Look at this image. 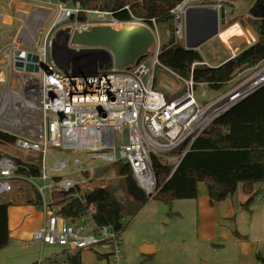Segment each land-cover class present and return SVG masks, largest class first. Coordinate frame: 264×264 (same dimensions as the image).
Returning <instances> with one entry per match:
<instances>
[{
  "label": "built area",
  "instance_id": "obj_1",
  "mask_svg": "<svg viewBox=\"0 0 264 264\" xmlns=\"http://www.w3.org/2000/svg\"><path fill=\"white\" fill-rule=\"evenodd\" d=\"M14 1L21 8L0 15L3 26L17 23L10 42L0 48V131L15 137L16 148L40 155L41 165L0 156V197L12 192L14 182L41 180L42 187L35 190L43 223L30 240L66 253L106 246L110 264H124L122 230L97 225L92 207L80 218L62 217L53 205V194H67L85 204L81 194L99 188L93 186L97 168L93 163L123 162L130 178L150 200L156 193L154 161H173L176 167L199 135L263 88L264 60L251 67L246 77L240 79L243 73H236L226 91L220 89L214 99L201 105L195 89L204 97L207 85L194 83L192 75L184 79L161 65L156 19L149 26L132 13L131 5L122 8L130 20L120 22L112 11L89 7L90 0ZM203 1L182 0L169 11L174 41L184 49L188 9L210 6L217 12L223 10L225 16L222 2L203 5ZM128 23L149 28L154 43L145 58L124 69L109 66L107 61L85 63L86 57L100 53L65 43L67 30L69 36L94 27L119 31ZM196 65L209 67L202 61L193 63L191 70ZM28 66L36 70L28 71ZM157 66L184 84L182 95L168 100L155 89ZM2 121L10 122L12 129L4 128ZM184 145L180 154L170 155ZM54 149L80 156L70 165L73 171L69 175L76 177L65 173L69 168L64 161L56 160L50 169L45 166L47 154ZM31 167L37 168V177L18 173ZM120 224L126 226L127 220L121 219Z\"/></svg>",
  "mask_w": 264,
  "mask_h": 264
},
{
  "label": "trees",
  "instance_id": "obj_2",
  "mask_svg": "<svg viewBox=\"0 0 264 264\" xmlns=\"http://www.w3.org/2000/svg\"><path fill=\"white\" fill-rule=\"evenodd\" d=\"M180 1L182 0H90L88 6L112 11L120 22H127L130 16L122 11V8L131 5L132 13L142 18L149 26L151 19H156V23L170 24L171 35L167 44L161 45L159 62L184 79L192 75L194 83H205L210 90L222 89L236 73L264 60V18L257 16L253 17V21L249 20V26L257 35L256 42L245 47L220 66L210 68L196 65L191 70L193 63H200L203 60L198 51L184 49L181 44H176L174 41L173 21L169 11ZM259 3L264 4V0L255 2L251 14ZM202 4L209 5L211 2ZM14 142V136L0 131V144L13 146ZM184 148L185 145L170 155L176 156ZM154 171L156 193L151 199L168 204L174 200L196 199L200 183L204 184L210 202H220L232 196L240 183H263L264 87L237 103L199 135L176 167L172 163L158 159L154 161ZM18 173L28 177H37L39 174L35 167L29 168L28 172L24 168L19 169ZM118 175L130 178L128 166L123 165L118 170ZM35 194L34 201L29 203L39 207L40 197L37 192ZM81 196L85 204L68 197L67 194L54 193L53 205L66 219L80 218L92 207L93 219L97 225L113 227L124 232L127 225H121L120 220L131 217L132 212L111 192L106 188H97L83 192ZM57 198L60 200L56 201ZM252 200L253 197L243 206L247 207ZM10 205L11 203H0V249L6 248L9 243ZM69 262L80 264L79 253L70 257Z\"/></svg>",
  "mask_w": 264,
  "mask_h": 264
},
{
  "label": "crops",
  "instance_id": "obj_3",
  "mask_svg": "<svg viewBox=\"0 0 264 264\" xmlns=\"http://www.w3.org/2000/svg\"><path fill=\"white\" fill-rule=\"evenodd\" d=\"M209 1L211 2L209 5H213L218 1L223 3L225 6L226 24L231 17L229 15L230 8L224 4L226 1ZM240 1L229 3L235 5ZM242 24V20H238L236 24L227 27V32L221 35V40L225 36L230 37L232 35L238 38L245 37V30L243 31L241 28ZM251 31L248 34L256 42L252 34L256 35V33L252 28ZM214 38H218V36ZM218 40L220 41V39ZM221 43L229 52V56L216 65H211L202 59L211 68L220 66L245 47L251 45V43H248V45H244L240 49L239 47L238 49L236 48L237 50L235 51L232 47L228 46V48L225 46L223 41ZM199 48L196 50L198 53ZM250 69L248 68L245 71ZM252 197V202L247 207H244L243 205ZM130 198L131 206H138L136 215L144 208V204L149 201L147 198L144 202L137 200L132 195ZM178 201H181L180 204L185 205L184 207L176 208L175 215L181 216V213L185 212L191 218H188V221L181 226L180 229L182 230L179 232L181 233L179 236L175 237L176 235L173 232L171 235H162L164 237L163 245L159 251L163 264H264V182L255 184L240 183L232 196L220 202H210L204 184L200 183L198 184V196L196 199ZM0 203H11L8 208L9 243L6 248L0 249V264H36L38 262L36 255L27 251L30 249L28 244H35L30 243L34 242L30 240L31 234L38 230L43 223V216L39 207H36L33 203H25L23 205H14L11 201H0ZM149 243L145 239H139L135 243L139 251L142 247H150V255L140 252L146 259H152L157 252L156 245L153 246ZM35 246L39 247L40 251L46 249L55 251L53 250L54 248H59L48 247L39 242H36ZM59 249L67 256L69 264V258L78 253L80 264H110L106 255L110 249L106 246L96 247L88 251L69 253H66L62 248ZM90 253H93L95 257H89ZM63 263H65L64 260L57 261L53 259L50 261V264Z\"/></svg>",
  "mask_w": 264,
  "mask_h": 264
},
{
  "label": "rangeland",
  "instance_id": "obj_4",
  "mask_svg": "<svg viewBox=\"0 0 264 264\" xmlns=\"http://www.w3.org/2000/svg\"><path fill=\"white\" fill-rule=\"evenodd\" d=\"M257 0H241L235 5L230 4L229 2H225L224 4L230 8V19L224 26L220 27V34L218 38L210 39L205 42L199 48V55L203 60H206L211 65H216L220 61L224 60L227 56H229V52L222 45L221 35L227 32V27L232 24H236L238 20H242L243 24L241 26L242 30L245 33V37L238 38L235 37L231 40V46L233 50H237L242 48V46L248 45V43H253V39L250 38L249 33H251V27L249 26L250 22L253 21L251 15V9ZM209 0H204L202 3H209ZM21 8V5L14 0H0V15L3 13L10 12L12 13L14 10ZM228 17V15H227ZM9 22V21H8ZM247 22V24H246ZM133 23H128L123 25L121 28L125 30H130L135 28L136 25H131ZM247 30H246V28ZM156 28L159 34V40L161 45L167 44L168 39L171 35L172 27L170 24L164 25L161 23H156ZM250 31H249V30ZM17 31V23L14 21L11 26H3L0 23V48L4 46L6 43L10 42L11 37ZM168 33V35H167ZM255 40H257V36L252 33ZM220 39V41L218 40ZM247 40V41H246ZM226 45V44H224ZM227 46V45H226ZM228 47V46H227ZM229 48V47H228ZM237 48V49H236ZM94 63L100 62L105 63V57L102 54H93L89 57H86L85 63ZM243 69L240 72L243 73V76L246 77L251 74V70ZM245 71V72H244ZM238 72V73H240ZM230 85H225L222 88V91H226ZM155 89L162 92L168 100L174 99L180 95H182L185 91L184 84L176 80L167 70L162 67L157 66L155 68ZM208 92L206 96L201 97L199 95V89H195V98L196 100L203 105L214 99L218 94V91L210 90L209 88H205ZM1 125L6 129H12L11 124L8 121H2ZM0 156L20 159L23 162H29L37 165H41V156L36 153L27 152L16 148L15 146L0 144ZM80 157L77 154H72L67 151H61L59 149L51 150L45 159V166L47 168L53 167V164L56 160L64 161L67 163L68 170L65 171L69 177H76L73 175H69L73 170L71 169V161L74 158ZM165 163H174L173 161H163ZM96 166L95 179L93 182V186L99 188H106L109 192H111L116 199H118L126 208H128L132 215L127 218V227L123 232V257L124 264H163L162 256L160 254L159 249L163 245V234L171 235L172 232L177 236L181 233V226L188 221V218H191L187 213H181V216H176V208L184 207L185 204H180L181 201L174 200L171 203H164L158 200L150 199L146 204H144V208H142L139 213L136 215V211L138 210V206L132 207L130 204V193L128 191V178L121 177L118 175V170L124 165L123 162H120L116 165H103L100 162L93 163ZM49 174L52 175L51 171H48ZM43 182L39 179L31 180V183L20 180L13 183V190L10 194L3 195L0 197V201H11L14 205H23L25 203H29V201H34L35 197V188L42 187ZM45 198L47 201L50 200L49 194L44 192ZM54 199V197H52ZM147 198V197H146ZM59 201L60 199H55ZM180 229V230H179ZM145 239L150 242V245H156L157 252L155 253L152 259L144 258L138 247L135 244L138 240ZM35 243L36 242H30ZM12 244V243H11ZM35 244H28L30 249L27 251L33 255H36V264H50V261L56 259L57 261L64 260L65 263L69 264L67 261V256L60 250L59 248H54L55 251H49L48 249L44 251H40L39 247H36ZM89 257H95L94 254L90 253Z\"/></svg>",
  "mask_w": 264,
  "mask_h": 264
},
{
  "label": "water",
  "instance_id": "obj_5",
  "mask_svg": "<svg viewBox=\"0 0 264 264\" xmlns=\"http://www.w3.org/2000/svg\"><path fill=\"white\" fill-rule=\"evenodd\" d=\"M253 17L264 18V4L259 3L252 11ZM225 25L223 10L217 12L212 7H192L186 12V49L197 50L203 43L217 37L221 26ZM66 31L65 43L89 49L90 53H100L108 65L124 69L138 62L147 55L154 43V34L147 27H135L130 30L116 31L110 27H94L88 32H74L71 36ZM36 60L35 57L32 58ZM28 71L36 68L28 66ZM125 142V138H124ZM128 191L137 200H146L145 194L136 186L132 178L128 179ZM150 255V247L140 249Z\"/></svg>",
  "mask_w": 264,
  "mask_h": 264
},
{
  "label": "bare ground",
  "instance_id": "obj_6",
  "mask_svg": "<svg viewBox=\"0 0 264 264\" xmlns=\"http://www.w3.org/2000/svg\"><path fill=\"white\" fill-rule=\"evenodd\" d=\"M135 27H142V26H135ZM133 29V28H132ZM219 34H220V32H219ZM219 34H218V36H219ZM233 38H235V36L234 35H232V36H225V37H223V39H222V41L227 45V46H231L230 44H231V40L233 39ZM225 45V46H226ZM231 48V47H230Z\"/></svg>",
  "mask_w": 264,
  "mask_h": 264
}]
</instances>
